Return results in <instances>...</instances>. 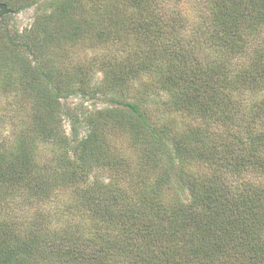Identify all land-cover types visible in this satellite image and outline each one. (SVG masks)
<instances>
[{
    "label": "trees",
    "instance_id": "16d2710c",
    "mask_svg": "<svg viewBox=\"0 0 264 264\" xmlns=\"http://www.w3.org/2000/svg\"><path fill=\"white\" fill-rule=\"evenodd\" d=\"M36 2L0 0V76L27 111L10 143L0 113V264H264V0H54L10 27Z\"/></svg>",
    "mask_w": 264,
    "mask_h": 264
},
{
    "label": "rangeland",
    "instance_id": "374dc122",
    "mask_svg": "<svg viewBox=\"0 0 264 264\" xmlns=\"http://www.w3.org/2000/svg\"><path fill=\"white\" fill-rule=\"evenodd\" d=\"M54 0H37L35 4H33L31 7L24 9L18 13H13L9 19L8 23L10 27L13 25L16 26L20 31H22L25 28L31 27L32 23L34 22L36 15L38 13H41L44 9H48L50 3ZM190 6L184 3V12L185 14H190ZM190 18V16H189ZM94 50H90L87 48H81V50L75 51L74 55L71 53L73 57V62H86L89 60L92 55H94ZM96 77L99 80L101 77V72H96ZM23 93L13 85H7L5 86L2 82L1 76H0V113H5L6 118L3 120V124L1 125V130H3L1 136L4 138V140L7 141V143L12 142L13 140V134L11 130L14 129V126L12 125L11 121H22L21 118L25 117L27 115L26 111V105L23 103V101L20 103V107H15L13 104V101L16 100V97H23ZM129 98V97H128ZM113 103L109 101L107 97L98 96V97H79V96H72L68 98L65 101V106L67 109L71 110L73 113H79V111H85L88 116L93 115L97 110L104 109L107 107L112 106ZM25 108V109H24ZM16 110H19V114L17 115V118H14L17 113ZM14 113V114H13ZM173 120L178 122L180 127L183 125H186V123H191L192 119L189 118L186 114H183L181 112H176L172 114ZM18 119V120H17ZM63 119V128L66 130V133L68 135L71 134L72 128H71V121L68 117L62 116ZM6 120V124L4 125V121ZM87 125L84 123H81L78 127V133L82 136L87 133ZM113 133V134H112ZM112 141L116 142V151L122 153L125 152L128 156H133V147L129 139V135L124 133L121 129L115 128V130L111 131ZM126 134V135H125ZM114 137L116 139H114ZM100 174V175H99ZM105 176V172L98 171L97 176ZM11 192H9L8 196V202H12L15 200L14 198L11 199ZM16 201H19L15 203L16 210L20 213V216L24 219V222H29L31 215L35 213L34 207H28L24 204V202H20L21 197H17ZM65 198V196H64ZM61 201L62 199H56L55 197H52V200L50 202H43L42 204L38 203V207L44 208L43 210H49L53 209L57 213H59V210L61 209ZM36 205V206H37ZM58 216V215H56Z\"/></svg>",
    "mask_w": 264,
    "mask_h": 264
}]
</instances>
